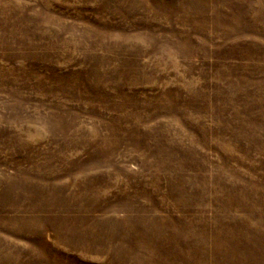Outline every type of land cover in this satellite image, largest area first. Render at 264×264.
Returning <instances> with one entry per match:
<instances>
[{"label":"rangeland","instance_id":"rangeland-1","mask_svg":"<svg viewBox=\"0 0 264 264\" xmlns=\"http://www.w3.org/2000/svg\"><path fill=\"white\" fill-rule=\"evenodd\" d=\"M0 264H264V0H0Z\"/></svg>","mask_w":264,"mask_h":264}]
</instances>
